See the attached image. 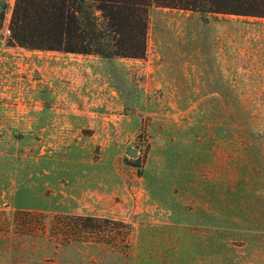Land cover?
I'll use <instances>...</instances> for the list:
<instances>
[{
  "label": "rangeland",
  "instance_id": "obj_1",
  "mask_svg": "<svg viewBox=\"0 0 264 264\" xmlns=\"http://www.w3.org/2000/svg\"><path fill=\"white\" fill-rule=\"evenodd\" d=\"M14 5L0 0V264H264L263 17L152 5L143 58H75L10 45ZM75 112L100 118H31ZM59 215L123 224L69 240Z\"/></svg>",
  "mask_w": 264,
  "mask_h": 264
},
{
  "label": "trees",
  "instance_id": "obj_2",
  "mask_svg": "<svg viewBox=\"0 0 264 264\" xmlns=\"http://www.w3.org/2000/svg\"><path fill=\"white\" fill-rule=\"evenodd\" d=\"M152 5L202 14L264 17V0H15L9 44L33 50L95 54L106 59L143 58ZM57 218L64 219L54 223L58 232H65L69 240L77 236L82 239L83 234L100 227L101 221L123 224L91 216ZM27 228L34 232L30 225Z\"/></svg>",
  "mask_w": 264,
  "mask_h": 264
},
{
  "label": "crops",
  "instance_id": "obj_3",
  "mask_svg": "<svg viewBox=\"0 0 264 264\" xmlns=\"http://www.w3.org/2000/svg\"><path fill=\"white\" fill-rule=\"evenodd\" d=\"M256 18H259V17H256ZM263 19H264V17H263ZM255 44H256V42H255ZM256 50L257 49H254V52H256ZM51 51H55V50H51ZM56 52H62V51H56ZM62 53L69 54L71 56H77L75 58H78V56H80V55H90V54H80V53H71V52H62ZM254 58H256V55L254 56ZM85 74H86L87 77H89L90 75H92V77H93L92 73L90 75H89V73H85ZM75 76H78V73L74 69V70L71 71L70 77L74 80ZM39 111H41V109ZM98 117L99 116H97V115L83 116L80 112H75L74 114H71V115H64V114H60V113H58V114L57 113H50V114H46V117L43 114V117H31V118L33 120H46V121L49 120V121H57V122H75V121L78 122V121H81V120H83V121H86V120L93 121V120H95ZM97 175H99V176H97ZM103 175H104V173H101V174L99 173V174H94V175L93 174H88L87 177H93L95 179H102Z\"/></svg>",
  "mask_w": 264,
  "mask_h": 264
},
{
  "label": "water",
  "instance_id": "obj_4",
  "mask_svg": "<svg viewBox=\"0 0 264 264\" xmlns=\"http://www.w3.org/2000/svg\"><path fill=\"white\" fill-rule=\"evenodd\" d=\"M136 153H137V151H136L135 149L130 148V149L128 150V154L131 155V156L136 155Z\"/></svg>",
  "mask_w": 264,
  "mask_h": 264
},
{
  "label": "built area",
  "instance_id": "obj_5",
  "mask_svg": "<svg viewBox=\"0 0 264 264\" xmlns=\"http://www.w3.org/2000/svg\"><path fill=\"white\" fill-rule=\"evenodd\" d=\"M8 31H9V32H11V30H10V29H8Z\"/></svg>",
  "mask_w": 264,
  "mask_h": 264
}]
</instances>
